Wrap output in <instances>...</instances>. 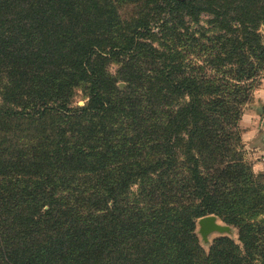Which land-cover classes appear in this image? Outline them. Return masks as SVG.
<instances>
[{"label":"trees","instance_id":"16d2710c","mask_svg":"<svg viewBox=\"0 0 264 264\" xmlns=\"http://www.w3.org/2000/svg\"><path fill=\"white\" fill-rule=\"evenodd\" d=\"M263 25L264 0H0V264H264ZM211 215L240 243L205 251Z\"/></svg>","mask_w":264,"mask_h":264},{"label":"rangeland","instance_id":"374dc122","mask_svg":"<svg viewBox=\"0 0 264 264\" xmlns=\"http://www.w3.org/2000/svg\"><path fill=\"white\" fill-rule=\"evenodd\" d=\"M131 11H126L125 13H130ZM262 28H264V25L261 27L260 29V33L263 35V38H264V30H262ZM115 69V68H114ZM264 85V72L262 73V77L260 78V80L258 81V85L255 89V91H257L258 89H260L261 87H263ZM120 86H124V84H121ZM254 91V92H255ZM256 99L255 96L253 95V100L252 102H250L246 107H245V110L244 112H246V114L249 116V118H247L245 121L246 123L244 125H254V119L252 118V116H256L257 113L259 112V109H261V107H263V104H259L261 102L257 100L256 102ZM77 102L80 104V105H83L85 101H83L82 99V94L79 93L78 96H77ZM243 125L241 126V129H242ZM243 132V130H242ZM244 134V133H243ZM258 138V137H256ZM256 140V139H255ZM254 140V141H255ZM259 140V139H258ZM254 141H249L248 142V145H245V148L246 146H248V151L246 150V157L248 159V161L253 165L257 164L259 161L262 160V158L264 159V156L262 155H259L258 156V153L257 152H254L253 149L256 148V147H253L255 144H254ZM244 142V141H243ZM258 146V145H257ZM259 147V146H258ZM254 157H258V158H255ZM256 174H260V173H264V171H259V172H255ZM215 216V215H214ZM218 220H219V223L223 226H229L227 225L226 223H224L219 217H218ZM199 221H197V224H196V233L200 239V242H201V246L205 249V251L209 252L214 241L217 240L218 238L220 237H229L231 238L232 240H234L235 242H237L238 244L240 243L239 241V233H238V230L232 226H229L231 227L232 229V232L229 233V234H220V233H214L212 235L209 236V240L208 242H204L201 235H200V226H199Z\"/></svg>","mask_w":264,"mask_h":264},{"label":"crops","instance_id":"0c3cea01","mask_svg":"<svg viewBox=\"0 0 264 264\" xmlns=\"http://www.w3.org/2000/svg\"><path fill=\"white\" fill-rule=\"evenodd\" d=\"M264 87V85H263ZM262 88V87H261ZM260 88V89H261ZM259 90V89H258ZM256 98V97H255ZM260 101L261 102L259 104H263V107H261V109H259V112L257 113L256 116H252V118L254 119V125H244L246 123V119L249 118V116L246 114V112H244V116H243V119L241 121V126L243 125L242 127V130H243V141H244V137L250 133H255V135L253 136L252 138V141H254V146L253 147H256L253 149L254 152H257V148L261 149V150H264V99H256V102ZM246 111V110H245ZM258 137V138H256ZM259 139V140H258ZM246 145V144H245ZM248 145V144H247ZM259 147H258V146ZM247 151H248V146H246L245 148ZM264 156V155H262ZM257 164H262L264 165V159L262 158L261 161H259ZM256 165V164H255Z\"/></svg>","mask_w":264,"mask_h":264},{"label":"water","instance_id":"95a60500","mask_svg":"<svg viewBox=\"0 0 264 264\" xmlns=\"http://www.w3.org/2000/svg\"><path fill=\"white\" fill-rule=\"evenodd\" d=\"M199 226V232L204 242H208L209 236L214 233L229 234L232 232L231 227L221 225L218 217L214 215L200 219Z\"/></svg>","mask_w":264,"mask_h":264},{"label":"clouds","instance_id":"9594fccd","mask_svg":"<svg viewBox=\"0 0 264 264\" xmlns=\"http://www.w3.org/2000/svg\"><path fill=\"white\" fill-rule=\"evenodd\" d=\"M262 30H264V28H262ZM254 96L257 99H264V87H262L261 89L255 91L254 92ZM254 135H255L254 132L246 135L244 137V143L247 145L248 142L252 140V138H253ZM257 153H258V156L259 155H264V150H261V149L257 148ZM255 158H258V157H254V159ZM253 171L254 172L264 171V165H262V164H256V165H254Z\"/></svg>","mask_w":264,"mask_h":264}]
</instances>
